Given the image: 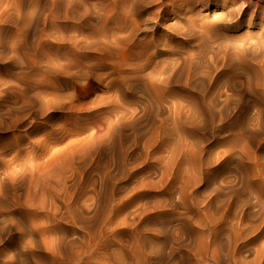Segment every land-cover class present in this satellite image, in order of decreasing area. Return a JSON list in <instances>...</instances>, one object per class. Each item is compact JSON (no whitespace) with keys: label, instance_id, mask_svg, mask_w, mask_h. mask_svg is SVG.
<instances>
[{"label":"rangeland","instance_id":"rangeland-1","mask_svg":"<svg viewBox=\"0 0 264 264\" xmlns=\"http://www.w3.org/2000/svg\"><path fill=\"white\" fill-rule=\"evenodd\" d=\"M121 1L75 0L94 17L80 31L72 22L56 19L66 9L60 0H0V264H181L185 251L166 240L175 239L182 225L201 230V210L208 204L201 184L227 190L238 189L242 176L257 182L254 163L264 166V0H150L139 7L143 21L150 20L142 25L149 41L137 36L143 49L130 53L115 47L109 57L84 49L100 41V30L108 36L120 31L116 20L132 6L131 0ZM61 39L80 42L81 48ZM30 60L44 70L49 62H58L62 73L56 76L57 85L62 84L54 93L61 102L52 130L78 121L85 129L80 135L48 138L50 129L28 134L40 118L20 104V94L27 92L29 103H36L34 81L43 79L29 69ZM117 63L123 68L144 63L138 75L141 81L145 77L142 84L157 85L151 86L150 98L140 85L128 91L129 101L121 99L123 88L115 87ZM82 67L89 73L80 74ZM207 103L214 105L211 114ZM30 112L32 119L15 125ZM119 116L134 126L125 127L121 136L106 132ZM96 121L104 128L102 157L96 166L76 165L73 174L68 161L77 155L72 144L91 139ZM44 141L49 147L42 157ZM48 160L57 171L52 169V181L61 182V189L38 190L44 197L19 174L30 163ZM199 171L201 184L192 178L198 193L178 201L180 187ZM158 206L163 208L155 210ZM153 223L156 228L165 225L164 231L153 232ZM246 226L241 252L229 264H264V216ZM224 229L238 231L236 220L227 219ZM151 249H159L162 258Z\"/></svg>","mask_w":264,"mask_h":264},{"label":"bare ground","instance_id":"bare-ground-1","mask_svg":"<svg viewBox=\"0 0 264 264\" xmlns=\"http://www.w3.org/2000/svg\"><path fill=\"white\" fill-rule=\"evenodd\" d=\"M78 1H80V0H78ZM100 1H104V0H99L98 3H100ZM116 1L117 0H115V2ZM131 1H130L132 3L131 9L129 11H127L128 14L123 15L124 17H122V19H117L116 20V18L114 19L113 17H111L114 20H116V22H119V24L117 26L120 29V31L117 30V28H116L117 33H118V31L120 32V34L118 33L119 35L117 33H115V34H111V36H108V35H105L106 34L105 31H104L105 32V34H104V33H101V30H100V34L98 35V38L100 39V41L99 42L98 41H95V42H91L88 45H83V48L84 49L85 48L86 49L88 48V49L92 50L93 52L97 53L99 56L109 57V56H112L111 51L114 50L115 47H116L115 50H117V49L121 50V48H122V50H127L129 52L131 50L130 53H132V50L133 49H138V48L140 49L142 47H145V46H143L144 44L140 43V41L139 42L137 41V39H138L137 36H138V34H143L144 35L143 36L144 42H145V40H147L145 38V35H147V34H145L144 31H147L148 29L146 27L145 28H142V25L144 23L145 24L148 23V21H150V20L143 21L142 18H145L144 15H143L144 13L142 14L141 11L139 12V7L142 6L143 4H146L150 0H131ZM151 1H153V0H151ZM157 1H159V0H157ZM85 2H84V4H85ZM87 2H88V0H87ZM121 2H125V1L122 0ZM108 3H110V2H108ZM59 4H61L62 6H65L66 9L63 8L62 10H64V11L61 14L57 13L58 15H56L55 17H56V19L58 21L61 18V19H64L66 22H72L73 25L75 24V26L78 29H80V31L87 30V26H88L89 20H93V18H94L92 16V13H91L90 9H88L87 7H82V9H81V7H79V5H78L79 2H75V0H60ZM101 4H104V3L101 2ZM118 4H120V3H118ZM118 4L116 2V5H118ZM126 4H127V2H126ZM109 5H112V4L110 3ZM100 6H101V8L103 7L102 5H100ZM107 7H109V6L107 5ZM140 10H141V8H140ZM105 11H107V10H105ZM105 11L103 12L104 14H105ZM111 12L112 11L110 10V13ZM107 13H109V12H107ZM145 13H147V12H145ZM95 14L97 16V14H99V13L96 12ZM123 14H124V12H123ZM148 15H151V14H148ZM262 15H261V18H264V15H263V17H262ZM105 16H106V14H105ZM115 16H116V14H115ZM109 17H110V15H109ZM148 17H147V19H148ZM99 18H101V17H99ZM119 18H121V16ZM94 20H96V19H94ZM110 21H111V19H110ZM112 23L115 24V22L113 20H112ZM112 25L109 26V27H111V29H112ZM94 26H96V25H94ZM105 26H106V24H105ZM115 26H116V24H115ZM89 27L91 28L93 26H89ZM89 27H88V31H89ZM112 31H113V29H112ZM102 32H103V30H102ZM114 32H115V30H114ZM95 36H97V34ZM158 39L161 40L160 38H157V39H154V40L157 41ZM61 41L62 42L64 41V43H67L68 45L69 44H72L76 48H81L80 47V42H77V41L75 42L74 41V42L71 43V40L70 39H61ZM147 41H149V40H147ZM153 43L156 44V42H154V41H153ZM160 43L162 44V42H159V44ZM155 44H153V45H155ZM111 45H113L114 47H112ZM145 45H148V44L145 43ZM163 45H165V44H163ZM141 51H143V50H141ZM147 51H145V52H147ZM163 51H164V48H163ZM134 52H135V50H134ZM149 52H151V51H149ZM149 55H151V54L149 53ZM136 56H137V53H136ZM153 56H155V55H153ZM65 58H67V57H65ZM147 58H149V57H147ZM62 60H65V59L62 58ZM146 61L149 62V60H147V59H146ZM30 62L31 63L28 66L29 69H31L34 72H36V75L39 76V77H42L43 79L42 80L39 79L37 81H34L35 82V85L34 86L36 88V92L33 94V97H34L36 103H29L30 96L27 97V92L22 91V93L20 94V100L22 101V103H20V104H22L23 106L28 107L27 110H30L31 111V110L34 109L35 114H37L39 116V118H40V121L39 122H35L34 125L31 126V128L28 131V134L30 135V134H32L34 132L35 133H38L39 131H46L47 129H50V132L48 134V138H51V137L56 136V135H60V137H67V138H68L69 135L70 136L71 135H74V136L80 135V133H82L83 130H85V129H84L82 123H79L78 121H74V123L73 122L70 123L69 126L63 127V128H61V129H59L57 131L56 130L55 131L52 130V128L54 127V125L56 124V122L59 119L57 117L58 115H55V111H57V109H60V106L59 105H60V102H61L60 99L57 98L55 96V93H54V91L56 90L57 86H60L62 84V82L59 81L60 82V85H57L58 78H56V76L58 74L62 73V70L60 69V65H57L58 62L55 61V62H49V64L46 63L47 65L45 67V70L44 69H41L39 67V65L35 61L30 60ZM139 64H138V66H139ZM133 65H135V64H133ZM142 65H140L141 67L140 66L138 67L137 65H135V67H133V68L131 67L132 65L130 67H128L129 66L128 65V66H125L123 68V66H124L123 64H121V63L118 64L117 63V66H116L117 69L115 70V75H116V81L117 82L115 84V87H116V89L123 88L124 93L121 95V99L122 100L129 101L131 99V97H130L128 91L129 92H132V91L138 89L140 85H142L141 86L142 87L141 89L145 92V94L147 95V97L149 96V98H150L151 91H153L155 89L153 87L154 86H157L155 84H151L150 85L149 84V83H151L150 81L147 82V83L145 82L146 84H144V82H143V84H142V81H144V78L145 77L141 81L140 80L141 77L138 76L139 73L142 71L141 69H143ZM255 67H258V66H255ZM81 73H85L86 74V73H89V71H87L85 68L82 67V68H80V74ZM184 75H186V74H184ZM191 75L189 73L187 74V76H189L188 78L186 77L187 78V82H188V80L189 81L191 80L190 79L191 78ZM200 75H204V74H200ZM140 76H144V75H141L140 74ZM193 76H194V74H193ZM25 78L28 79V80L30 79V77L27 74H26V77ZM182 78H183V76H182ZM36 79H38V78H36ZM150 79L151 78H149V80ZM158 79L159 78H157V80ZM194 80H192V82ZM177 82H179V81H177ZM63 83L66 84V85L68 84V82L66 80ZM147 85L150 86L151 89ZM187 85L189 86V84H187ZM196 85L198 86V84H196ZM151 86H153V87H151ZM152 88H153V90H152ZM156 90H158V89L156 88ZM207 104H206L207 105V108L206 107L205 108L207 110V113L208 114H211L212 111H213V106L214 105H213V103H207ZM232 104H234V103H231V105ZM225 105H227L229 107L228 103H226ZM234 106L236 107L234 109L237 110L238 109V103H237V105H234ZM201 108H200V110H201ZM204 113H205V110H204ZM30 114H31V112L30 113H26V114L22 115L23 116L22 118H20L21 116H19V119H16V121H15V123H16L15 125L18 126V124H20L23 121V118H27V119L30 118V119H32L31 116H30ZM122 116H124V115H122ZM122 116L121 117L120 116L117 117L116 120L110 126H108V128L106 127L107 128L106 130H108L106 132L113 131L114 133L119 134V133H121L124 130L125 127L132 126L133 125V124H131V121H126V119H124ZM191 116H192V113H191ZM62 117L64 118V115H62ZM195 118H198V117H195ZM186 120H187V118H186ZM87 129H89V127ZM90 129L93 130L92 131V134L89 133V134H91V139L88 138L89 140H87L86 143H84L85 141L82 142V140H80V141H78V143L72 144L73 145L72 146L73 150L76 149V151H74V152L76 153L77 157H74L75 155L73 154V156L71 157V159H69V161H68L69 164H70V166H71V168L70 167H69L70 169L68 167H66V168H68L69 171H71L73 174L76 173V171L78 169V167L76 168V165H79V167L80 166L81 167H83V166L85 167V166H90V165H93V164H94V166H96L99 163L100 156H101V146H102L101 145V142H100L101 141L100 140V136H102L101 133H103V129L104 128H102L101 125H100V123L98 121H96V123H94V125H92V127ZM161 129H162L161 126H159V127L156 128L155 132L156 133H160L161 132ZM158 131H160V132H158ZM90 132H91V130H90ZM119 135L121 136L122 134H119ZM101 139H102V137H101ZM78 140H79V138H78ZM46 143L47 142L44 141V143L41 145L42 149L39 150V154L42 157H45V155L43 154L45 152L44 149H46V148L49 147V146L47 147L48 144H46ZM70 147L71 146H68L66 149H68ZM120 150H122V148H120ZM51 154H50L49 158H51V156H52ZM118 158L122 162V164H124V162H125L124 161L125 160V156H124V153H122V151H120L118 153ZM35 159H33V160L35 161ZM49 161L50 160H48L45 163H41V164H37V165L34 164V163H30V165H29V168L30 169L29 170H27V169H25L23 171L20 170L21 172L19 174V176H20L19 179H21L22 182L28 181L29 187L35 188L37 190V192H38V190L39 191L40 190L44 191V189H46V190L47 189L54 190V192H55L58 189H61L60 188L61 182L58 183V184H56L55 181H52V178H54V174H57V171L55 170L54 166L52 168V166H51L52 165V163H51L52 161H50V162ZM254 164H255L254 178L257 180V182H255L253 179H251L249 177L242 176L241 177V182L239 184L238 189L231 188V189L224 190V188H219L218 186H212L211 184H208V183L201 184L200 181L204 180L203 179V177H204L203 176V173L201 172L202 169L197 174H196V172H194L193 175H191V173H190V175L192 177L189 178L188 180H186L187 183L184 184L183 186H181L180 189L179 188H176V189H179L180 190V191L178 190V195H177L178 201L180 199V200H183L185 202L186 199L188 198V196L193 195V193L194 194L195 193H198V189L195 188V185L196 184L192 182V178L195 177L194 178L195 181L198 180V179H200L198 182L202 185V189L201 190L203 191V193L205 194L206 198L208 199V204H207L206 208H204L203 210H201L203 216H201L200 219H202V218H204V219L198 222L199 223V226L200 227L202 226L201 230L199 229V231H194L193 228L191 227L192 225L191 226L190 225H187V226H183L182 225V227L177 230V233L175 234V239L166 240V242L169 243V245H172V244L173 245H176L177 247H180V248H182L185 251V253L181 255V264H204V263H206V261L210 262V264H229L231 259L235 258L236 255L240 254L241 249L243 247V243L245 241V232H246V229L245 228L247 227L246 226L247 223L251 222L253 219H256L258 217L264 216V193H263V189H264V170L261 168V165L262 164L259 165L258 161H256ZM128 166H129V164H128ZM122 168H123V166H122ZM52 169H54L56 171V173H54L55 172L54 171L53 172L54 174H52L51 173ZM69 171H67V172H69ZM124 171H125V169H124ZM13 174H15V173H13ZM173 174H172V176L174 177V179H177L178 174L177 173H175V175H173ZM206 174H208V172ZM207 176L208 175H206L205 177H207ZM12 177L15 178L16 176H12ZM59 177H61V176H59ZM179 178H178V180H179ZM64 179H65V177H64ZM183 179H184V177H183ZM80 182H81V180H80ZM12 183H14V182H12ZM175 184H176V182H175ZM62 186H64V184ZM42 191L41 192H38V193L41 194ZM38 193L36 195H38ZM65 193H66V191H65ZM47 194H49V193H47ZM71 194H73V192ZM36 195L34 196V194H33V196H34L33 198H35ZM41 195H44V197H45L46 196V193H43ZM73 198H71V199H73ZM47 199H48V197H47ZM177 199H175V201ZM35 200H36V198H35ZM39 200H40V197H39ZM47 201H49V200H47ZM42 206H43V204H42ZM47 206H49V205L47 204ZM204 206H205V204H204ZM162 208L163 207L158 206L157 208H155V210H158L159 209V211H160V209H162ZM155 212H157V211H154V213ZM161 212H162V210H161ZM227 219H234V220H236V223H237V226H238V231H234V229H232L231 231H233V232L231 233V231H229V230H226V229L223 230V228L226 226ZM177 221H178V219H176V222ZM153 226H155V227L152 228V231L155 232V233H160L159 231L160 230L161 231H164L163 228H165V225H162L159 228H156L157 227V224H155V223H153ZM232 226H233V224H232ZM141 231H143V230H141ZM180 231H183L182 237L180 235H178ZM183 236H186L188 238V240H185ZM143 252H145V251H143ZM151 253L158 255L159 258H162V255H161L162 253L160 252L159 249H151Z\"/></svg>","mask_w":264,"mask_h":264}]
</instances>
